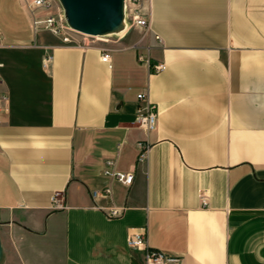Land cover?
Returning <instances> with one entry per match:
<instances>
[{"label": "crops", "instance_id": "1", "mask_svg": "<svg viewBox=\"0 0 264 264\" xmlns=\"http://www.w3.org/2000/svg\"><path fill=\"white\" fill-rule=\"evenodd\" d=\"M142 8L148 28L77 46L33 39L32 14L24 6L19 26L18 0H0L2 264H147L128 244L142 232L167 264H264V0ZM142 92L158 110L149 134L136 122ZM108 158L135 169L132 186L103 174ZM107 186L111 197L92 198ZM112 204L121 217L99 207Z\"/></svg>", "mask_w": 264, "mask_h": 264}, {"label": "built area", "instance_id": "2", "mask_svg": "<svg viewBox=\"0 0 264 264\" xmlns=\"http://www.w3.org/2000/svg\"><path fill=\"white\" fill-rule=\"evenodd\" d=\"M22 2L25 8L28 10V12L33 16L32 22H33L34 30L36 32L39 31L40 29L48 30L55 35L61 36V39L64 43L73 44L77 46L88 45L85 39L80 41L79 39L74 38L72 36L70 32L74 30L71 29L70 26L68 25L65 18L64 10L62 8L59 7L60 11L56 14L48 12V14L44 17L36 16L35 13L40 8L47 10L50 9L52 7L53 0H22ZM142 7H143V0H125V21H127L128 19L126 24H128V22L130 21L131 26L142 27V28L149 27V19L143 12ZM129 26H127V28ZM94 37L97 38L98 36H94ZM1 39H2V35L0 33V42ZM158 39L160 38L158 37ZM101 59L104 62L110 61L109 49H105L104 53L101 56ZM51 60H52V55H47L43 61L44 66H47ZM139 60H146L147 62H150L149 59H146L142 54L139 55ZM3 65L4 63L0 58V69L3 67ZM153 67H154V72H159L163 68V64L157 63ZM2 99H6V96L3 95ZM138 99L140 100L141 104L137 108L136 122L139 127H141L147 134H149L157 126V121H158L157 106L150 101L148 95L144 92L138 94ZM4 110L5 109L2 103L0 102V122H2ZM137 145L139 148L138 161H143L149 153L151 147L150 143L148 140H143V141H138ZM102 172L105 176H107L111 180L119 182L120 184L126 187L132 186L136 175L135 169H131L128 171L117 169L116 161L113 158H108L105 161ZM112 193H113L112 188L110 186H107L103 189L93 190L91 192V196L94 200H96L99 199L100 197H111ZM59 196H60L59 193H55L52 198L54 208L64 207V203ZM199 199L203 206L208 204L207 195L204 190H200ZM99 207H101L105 211L106 215L109 218L121 217L126 208L125 205L120 206L116 204H112L111 206L108 207H104V206H99ZM128 244L131 247L138 248L144 251L145 260L147 264H167L169 262H173L176 260V258L169 256L168 254L162 251L151 249L147 243V238L144 232L140 234L130 235L128 237Z\"/></svg>", "mask_w": 264, "mask_h": 264}, {"label": "water", "instance_id": "3", "mask_svg": "<svg viewBox=\"0 0 264 264\" xmlns=\"http://www.w3.org/2000/svg\"><path fill=\"white\" fill-rule=\"evenodd\" d=\"M71 29L90 36L120 33L126 28L125 0H59ZM5 257L0 236V264Z\"/></svg>", "mask_w": 264, "mask_h": 264}, {"label": "rangeland", "instance_id": "4", "mask_svg": "<svg viewBox=\"0 0 264 264\" xmlns=\"http://www.w3.org/2000/svg\"><path fill=\"white\" fill-rule=\"evenodd\" d=\"M18 7H19V11H16V10H12L11 11V15H12V18L14 20L15 23H17L19 26H21L23 24V16H25L22 11H23V2L22 0H18ZM60 8H62L59 0H55L54 3L52 4V7L51 9H43V8H40L39 10L36 11V16L38 17H44L48 14V12H52L53 14H56L60 11ZM63 9V8H62ZM128 21V19H127ZM130 25V21L128 22V26ZM40 33L37 34V36L35 35V37L33 36V39L35 38H39L40 35H43L45 34L46 36H49V34H51V32H47V31H43V30H39ZM72 34V36L74 38H77L79 39L80 41L85 39L86 42L90 43V44H114L116 40H118V38H120V36L123 34H120V33H114V34H108V35H105V36H101L102 38H96L94 36H90V35H86V34H82L80 32H76V31H71L70 32ZM147 56V55H146Z\"/></svg>", "mask_w": 264, "mask_h": 264}, {"label": "bare ground", "instance_id": "5", "mask_svg": "<svg viewBox=\"0 0 264 264\" xmlns=\"http://www.w3.org/2000/svg\"><path fill=\"white\" fill-rule=\"evenodd\" d=\"M126 23H127V21H126ZM127 26H128V24H126V28H127ZM126 28L123 31H121L120 34L124 33L126 31ZM97 38H102V37L98 36Z\"/></svg>", "mask_w": 264, "mask_h": 264}]
</instances>
